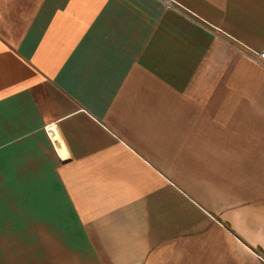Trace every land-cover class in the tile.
<instances>
[{"label": "crops", "instance_id": "obj_1", "mask_svg": "<svg viewBox=\"0 0 264 264\" xmlns=\"http://www.w3.org/2000/svg\"><path fill=\"white\" fill-rule=\"evenodd\" d=\"M264 0H0V264H264Z\"/></svg>", "mask_w": 264, "mask_h": 264}, {"label": "built area", "instance_id": "obj_2", "mask_svg": "<svg viewBox=\"0 0 264 264\" xmlns=\"http://www.w3.org/2000/svg\"><path fill=\"white\" fill-rule=\"evenodd\" d=\"M257 57L261 60H264V46L256 53Z\"/></svg>", "mask_w": 264, "mask_h": 264}]
</instances>
